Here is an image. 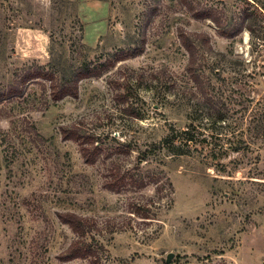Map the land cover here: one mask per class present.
<instances>
[{"label":"rangeland","instance_id":"374dc122","mask_svg":"<svg viewBox=\"0 0 264 264\" xmlns=\"http://www.w3.org/2000/svg\"><path fill=\"white\" fill-rule=\"evenodd\" d=\"M194 1L242 31L177 0H0V91L29 68L105 67L78 98L54 102L37 79L0 104V264H94L61 259L77 240L65 212L90 219L99 264H264V0ZM180 26L210 37L202 89ZM144 32L142 55L121 52ZM72 125L95 164L63 140ZM113 166L120 192L104 186Z\"/></svg>","mask_w":264,"mask_h":264},{"label":"trees","instance_id":"16d2710c","mask_svg":"<svg viewBox=\"0 0 264 264\" xmlns=\"http://www.w3.org/2000/svg\"><path fill=\"white\" fill-rule=\"evenodd\" d=\"M177 1L179 4L186 7L192 18L199 21L213 19L217 26H220L218 33L221 36L231 38L242 31V27L233 32L230 31L229 27H226V31L225 26L221 23V19L214 16L201 1ZM249 31L251 35H253V31ZM146 35L147 33L145 32L141 35L140 45L131 48L126 52L123 50L121 52L128 57L142 55L146 50ZM177 36L181 46L188 53L189 58L186 72L190 78L198 84L199 88L202 89L204 88V81L200 60L201 54L204 52H213L210 37L204 32H189L182 26L177 28ZM239 64L242 67H246L249 63L240 62ZM104 70V66L92 68L90 65H86L79 68L73 76L68 77L63 75L58 79L56 77L57 71L55 69L46 70L45 68H29L24 71L18 79L13 80L5 91H0V104L3 100L22 95L25 84L37 79L49 81V97L54 102L61 101L67 97L78 98L79 83L84 79L100 77ZM213 74L218 75V71H216V69L213 70ZM44 89L46 91L47 88ZM61 133L63 140H72L80 145L81 155L85 163L95 164L97 162L101 151L99 147L95 145L96 140L92 136L82 133L81 128L77 125L62 126ZM126 184V178L122 175L121 170L118 167L113 166L109 172V178L104 184L105 188L112 192H120ZM135 184L142 187L146 185L143 180L136 181ZM58 217L62 223L68 225L77 234V240H75L69 248L62 253L61 259L63 261H69L76 258H90L94 264H99V249L101 245L93 235L94 226L90 219L72 212L60 213Z\"/></svg>","mask_w":264,"mask_h":264},{"label":"water","instance_id":"95a60500","mask_svg":"<svg viewBox=\"0 0 264 264\" xmlns=\"http://www.w3.org/2000/svg\"><path fill=\"white\" fill-rule=\"evenodd\" d=\"M174 254H171L168 258L169 261H171V259L173 258Z\"/></svg>","mask_w":264,"mask_h":264}]
</instances>
